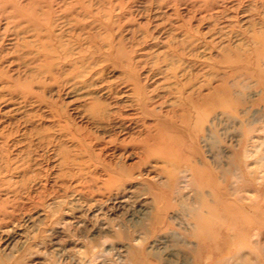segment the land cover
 Returning a JSON list of instances; mask_svg holds the SVG:
<instances>
[{
    "label": "rangeland",
    "instance_id": "rangeland-1",
    "mask_svg": "<svg viewBox=\"0 0 264 264\" xmlns=\"http://www.w3.org/2000/svg\"><path fill=\"white\" fill-rule=\"evenodd\" d=\"M0 264H264V0H0Z\"/></svg>",
    "mask_w": 264,
    "mask_h": 264
},
{
    "label": "bare ground",
    "instance_id": "bare-ground-1",
    "mask_svg": "<svg viewBox=\"0 0 264 264\" xmlns=\"http://www.w3.org/2000/svg\"><path fill=\"white\" fill-rule=\"evenodd\" d=\"M135 217V216H134Z\"/></svg>",
    "mask_w": 264,
    "mask_h": 264
}]
</instances>
